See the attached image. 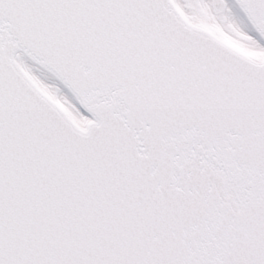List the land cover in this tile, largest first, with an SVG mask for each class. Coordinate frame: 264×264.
<instances>
[{
    "label": "snow or ice",
    "instance_id": "snow-or-ice-1",
    "mask_svg": "<svg viewBox=\"0 0 264 264\" xmlns=\"http://www.w3.org/2000/svg\"><path fill=\"white\" fill-rule=\"evenodd\" d=\"M0 264H264V0H0Z\"/></svg>",
    "mask_w": 264,
    "mask_h": 264
}]
</instances>
